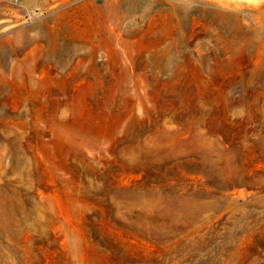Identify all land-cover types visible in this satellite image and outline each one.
<instances>
[{
    "label": "rangeland",
    "instance_id": "obj_1",
    "mask_svg": "<svg viewBox=\"0 0 264 264\" xmlns=\"http://www.w3.org/2000/svg\"><path fill=\"white\" fill-rule=\"evenodd\" d=\"M0 264H264V0H0Z\"/></svg>",
    "mask_w": 264,
    "mask_h": 264
}]
</instances>
